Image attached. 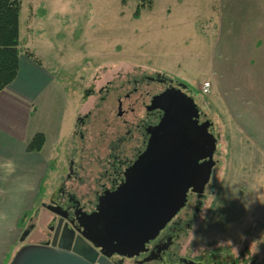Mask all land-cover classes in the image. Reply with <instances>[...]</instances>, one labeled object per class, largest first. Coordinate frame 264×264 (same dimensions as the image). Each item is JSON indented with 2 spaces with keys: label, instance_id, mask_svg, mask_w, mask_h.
Instances as JSON below:
<instances>
[{
  "label": "rangeland",
  "instance_id": "1",
  "mask_svg": "<svg viewBox=\"0 0 264 264\" xmlns=\"http://www.w3.org/2000/svg\"><path fill=\"white\" fill-rule=\"evenodd\" d=\"M20 1L22 48L26 51L31 42V52L54 83L33 120V129L46 136L44 148L24 164L0 169V258L8 254L5 264H12L25 246L45 239L50 214L42 203L57 188L60 170L71 159L76 165L92 161V130L87 120L85 126L78 121L90 108L85 91L91 78L94 115L100 88L127 87L134 79L158 73L197 94V104L206 109L219 135L216 187L207 192L186 246L236 254L247 245L255 255L252 262L264 264V78L240 76L231 69L213 73L214 66L240 53L206 37V0H155L139 19L133 17L139 0L125 6L121 0ZM204 82L211 84L207 94Z\"/></svg>",
  "mask_w": 264,
  "mask_h": 264
},
{
  "label": "flooded vegetation",
  "instance_id": "2",
  "mask_svg": "<svg viewBox=\"0 0 264 264\" xmlns=\"http://www.w3.org/2000/svg\"><path fill=\"white\" fill-rule=\"evenodd\" d=\"M128 83L132 85L131 90L127 88ZM128 83L127 87L100 88L99 103L93 107L99 112L93 115L92 95L96 92L92 88L91 78L90 87L85 91V95L91 99L90 108L85 117L78 121L80 126H85L87 120L92 130V161L85 163L82 160L76 165L71 159L68 167L61 172L57 188L48 197V201L42 203L50 216L45 239L37 244L68 248L71 251L82 250L92 253L96 260L104 257L109 264H254L252 259L255 260V255H252L247 245L236 254L224 248L205 246L197 250L186 246L189 233L195 228L198 216L205 207L207 192L212 194L216 187V169L220 166V161L216 159L218 142L213 155L215 166L204 195L201 197L190 190L184 208L156 238L145 244L139 254L104 255L102 248L86 239L85 236L90 234L93 237L96 234V218L93 216L99 212L104 198L127 183L128 171L147 150L151 133L160 124L165 113L161 107L165 93L186 95L198 105L197 94L188 85L164 74L143 75ZM122 91L125 93L120 95ZM108 100L113 101L110 104L107 103ZM198 107L201 111L199 126L207 122L213 124L206 109ZM80 136L84 138L82 133ZM214 137L219 140V135L215 132ZM91 166L88 172L87 169ZM86 215H92V234L83 228Z\"/></svg>",
  "mask_w": 264,
  "mask_h": 264
},
{
  "label": "water",
  "instance_id": "3",
  "mask_svg": "<svg viewBox=\"0 0 264 264\" xmlns=\"http://www.w3.org/2000/svg\"><path fill=\"white\" fill-rule=\"evenodd\" d=\"M161 102L165 113L147 150L128 171L127 183L102 201L93 216L96 234L85 236L104 255L139 254L184 208L188 192L202 197L210 181L218 142L213 124L199 126L200 108L186 95L165 93ZM85 221L84 230L92 234V215ZM12 264L109 263L82 250L32 244Z\"/></svg>",
  "mask_w": 264,
  "mask_h": 264
},
{
  "label": "crops",
  "instance_id": "4",
  "mask_svg": "<svg viewBox=\"0 0 264 264\" xmlns=\"http://www.w3.org/2000/svg\"><path fill=\"white\" fill-rule=\"evenodd\" d=\"M206 3L205 13L209 16L203 27L206 37L216 42L212 44L238 48L240 53L221 67L214 66L213 73L231 69L240 76L264 78V0H206ZM30 46L31 42H27L26 50L31 51ZM53 83L42 61L37 63L22 53L16 80L0 92V169L9 164H24L35 154L28 153L26 146L39 133L33 129V120L43 95ZM3 256L0 264L6 263L8 254Z\"/></svg>",
  "mask_w": 264,
  "mask_h": 264
},
{
  "label": "trees",
  "instance_id": "5",
  "mask_svg": "<svg viewBox=\"0 0 264 264\" xmlns=\"http://www.w3.org/2000/svg\"><path fill=\"white\" fill-rule=\"evenodd\" d=\"M128 1L121 0V4L125 6ZM154 2L155 0H139V4L133 13L134 19H139L144 11H151ZM20 16V0H0V92L16 80L22 53L40 63L31 51H24L22 48ZM45 143L46 136L42 133H37L28 142L26 151L28 153L40 152Z\"/></svg>",
  "mask_w": 264,
  "mask_h": 264
},
{
  "label": "built area",
  "instance_id": "6",
  "mask_svg": "<svg viewBox=\"0 0 264 264\" xmlns=\"http://www.w3.org/2000/svg\"><path fill=\"white\" fill-rule=\"evenodd\" d=\"M202 91L204 94H207L211 91V84L209 82H204L202 86Z\"/></svg>",
  "mask_w": 264,
  "mask_h": 264
}]
</instances>
